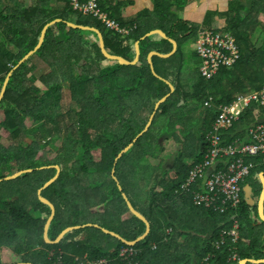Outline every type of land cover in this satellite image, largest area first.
<instances>
[{
  "label": "trees",
  "instance_id": "trees-1",
  "mask_svg": "<svg viewBox=\"0 0 264 264\" xmlns=\"http://www.w3.org/2000/svg\"><path fill=\"white\" fill-rule=\"evenodd\" d=\"M10 1L14 11L3 16L0 32L19 51L12 54L0 44V93L7 75L36 47L43 28L55 19V13L62 23L48 29L42 48L14 72L0 103V252L12 249L13 261L21 264H55L50 256L57 252L62 253L64 264H77V259L85 256H89L88 263L100 264L102 259H116L119 250L126 247L95 228L69 233L57 245L46 244L44 227L51 212L39 202L37 192L55 177L56 171L40 169L58 166V180L42 192V197L56 209L48 232L51 241L68 228L88 224L116 233L128 242L137 241L147 227L130 214L123 193L152 226L150 236L136 246L141 254L133 264H202L209 255L213 256L210 264H239L228 262L231 245L214 250L221 233L230 228L234 210L227 207L223 214L215 213L193 202L204 182L211 180L212 174L223 172L221 167L226 160L217 161L189 180L194 170L205 164V156L211 150L207 138L222 113L218 106L230 104L236 95L264 88V36L261 43L251 45L245 33L258 26L264 3L252 22L240 18L235 11L243 10L234 7L225 15L212 12L205 16V24L224 17L226 30L239 46L236 64L228 70L220 69L209 81L200 78V60L193 62L196 69L184 71L181 41L192 36L196 28L180 22L165 0H154V10L140 14L135 22L119 21L120 27L128 31L123 36L107 32L103 24L88 15L77 16L72 24L97 29L102 33L106 51L129 62L135 58L134 44L151 29L163 31L178 44L172 58L153 59L155 73L170 82L175 92L156 112L148 131L133 143L148 125L155 105L170 93L168 86L152 75L147 55L152 51L167 55L172 52V45L162 39L146 38L140 42L137 66L121 67L111 62L103 66L106 59L96 34L65 24L73 13L70 9L55 12L50 0H31L28 8L16 3L19 0ZM179 8L182 9L178 5ZM41 63L51 71L40 78L43 88L30 81L33 69ZM73 64L76 67L69 75ZM60 75L68 76L67 80H61ZM62 83L70 91L67 106L61 105ZM209 96L214 107L205 109L203 104ZM27 121L32 126H27ZM258 121L264 122V109L254 104L223 136L221 146L248 144L250 138L244 131ZM167 141H173L181 151L164 166L160 155ZM57 143L60 146L56 156L49 160L47 149ZM131 144V149L116 162ZM236 157L251 165L250 177L243 187L255 184L256 196H260L259 175L264 174L260 159L238 154ZM24 170L34 171L9 183L2 180ZM113 170L122 193L112 178ZM204 191L209 193L205 186ZM94 205H100L101 214L90 221L84 215ZM239 215L241 236L246 241L237 246L240 260H263L264 223L257 224L256 208H249L244 201ZM170 230L172 233L168 234ZM82 236L85 239L79 240Z\"/></svg>",
  "mask_w": 264,
  "mask_h": 264
},
{
  "label": "built area",
  "instance_id": "built-area-1",
  "mask_svg": "<svg viewBox=\"0 0 264 264\" xmlns=\"http://www.w3.org/2000/svg\"><path fill=\"white\" fill-rule=\"evenodd\" d=\"M74 11L84 15L97 17L103 25L112 32L121 36L127 35L128 31L122 29L116 22L110 21L107 15L98 10L97 0H72ZM197 53L202 60L200 67V75L206 80H210L219 68L230 67L238 60V51L233 41L224 36L223 39L218 34L209 32H201L197 47ZM250 104H256L264 109V90L259 93H252L247 96L237 98L235 105L220 108L222 113L219 119L211 127L208 135V141L211 144V150L205 156V164L196 168L191 182L197 174L204 169L213 167L219 160H226L222 163L223 172H216L211 175V180L204 182L203 192L194 196L197 206H203L215 213L223 214L227 207L237 210L241 204V187L240 184L250 174L251 165L245 163L243 159L237 158L236 155L242 157H258L260 165L264 167V123H257L248 128L246 136L250 139L248 144H241L232 147L221 146V134L230 130L235 122L238 121V112H234L235 106L239 112L244 110ZM204 106H208L205 103ZM204 186L209 193H205ZM234 227L230 232L223 231L221 233V241L216 244V249L225 245L226 238L231 239L233 244L238 243L239 233L238 224L233 217ZM139 252L134 249H124L120 254V259L124 262H132ZM238 257L233 253L229 261H235ZM207 258L204 262H208ZM84 264V263H81Z\"/></svg>",
  "mask_w": 264,
  "mask_h": 264
},
{
  "label": "water",
  "instance_id": "water-1",
  "mask_svg": "<svg viewBox=\"0 0 264 264\" xmlns=\"http://www.w3.org/2000/svg\"><path fill=\"white\" fill-rule=\"evenodd\" d=\"M60 21H55L53 23H51L50 25L46 26L44 28V30L42 31L41 33V37H40V40H39V43L37 45V47L32 51L30 52L25 58H23V60H21L19 62V64L8 74L5 82H4V85H3V88L1 90V93H0V103L2 102L3 98H4V95H5V92H6V88L8 86V83L10 81V78L12 77L13 73L21 66L23 65L31 56H33L39 49L40 47L42 46L43 42H44V38H45V34H46V31L47 29L50 27V26H53L54 24L56 23H59ZM68 26L70 28H73V29H76V30H80V31H87V32H91V33H94L96 34L97 38H98V45H99V49H100V52L101 54L103 55V57L111 62V63H117L119 66L121 67H135L139 64L140 62V57H141V52H140V42L145 40L146 38H151V37H155V36H158L159 38L163 39V40H166L168 41L171 45H172V52L168 55H162L158 52H151L148 56H147V64L149 65L150 67V70H151V73L152 75L164 82L169 90H170V93L165 96L162 100H160L156 105H155V108H154V113L152 114L150 120H149V123L148 125L146 126L145 130L133 141V143H135L139 138H141L147 131L148 129L151 127V124H152V121L154 119V116L156 114V112L159 110V108L161 107V105H163L175 92V88L174 86L168 82V81H165L163 80L162 78H160L156 73H155V70H154V66H153V59L154 58H159V59H162V60H165V59H168L170 57H172L173 55L176 54L177 52V49H178V45L177 43L174 41V40H171L169 39L162 31H153L151 32L150 34L146 35L144 38H142L139 42H137L135 45H134V51H135V58L132 62H129L121 57H117V56H113V55H110L107 51H106V48H105V43H104V39H103V36L102 34L95 28H90V27H82V26H76V25H73V24H68ZM132 147V144L130 146H128L127 148H125V150H123L119 155L118 157L116 158V162L122 158V156L131 149ZM46 169H54L56 171V175L53 179H51L50 181H48L44 186L43 188H41L38 192H37V196H38V200L40 203H42L43 205L47 206L50 211H51V216L50 218L48 219L45 227H44V235H43V238L46 242V244L48 245H57L61 242V240L69 233H72L74 231H77V230H80L81 227H73V228H68L66 230H64L58 237L55 241H50L49 238H48V232H49V229H50V225L54 219V216H55V208L54 206L52 205V203H50L48 200H46L45 198L42 197V192L44 190H46L48 187H50L52 184H54L59 176H60V168L58 166H55V167H48V168H42L40 170H46ZM33 170H28V171H22V172H19L17 174H15L14 176L12 177H9V178H6L4 179V181L6 182H9V181H13V180H16L17 178H19L20 176H23V175H26V174H30L32 173ZM112 178L114 180V182L116 183L117 185V188L119 190V192L122 193V189L120 187V184L118 182V180L116 179L115 177V170L112 171ZM259 180H260V183H261V186H262V192H261V195H260V199H259V202H258V207H257V211H258V216H259V220L260 222H263L264 223V174H260L259 175ZM1 182V181H0ZM244 200L246 202V204L249 206V207H252L255 205V201L252 199V188L247 185L245 186L244 190ZM122 198L127 206V209L129 210V212L136 218L138 219L140 222H143L146 227H147V231L145 233L144 236H142L141 238H139L137 241L135 242H128L126 240H124L121 236L115 234V233H112V232H109L105 229H102L100 228L99 226H87V227H93V228H96L98 230H101V232L105 235H108V236H112L113 238H116L118 239L119 241H121L123 244L127 245V246H130V247H135L137 246L138 244H140L141 242L145 241L151 234L152 232V227H151V224L150 222L148 221V219H146L144 216H142L139 212H137L132 204L130 203V201L128 200V198L126 197V195H124L122 193ZM239 264H264V260H260V261H255V260H243L241 261Z\"/></svg>",
  "mask_w": 264,
  "mask_h": 264
},
{
  "label": "crops",
  "instance_id": "crops-1",
  "mask_svg": "<svg viewBox=\"0 0 264 264\" xmlns=\"http://www.w3.org/2000/svg\"><path fill=\"white\" fill-rule=\"evenodd\" d=\"M56 1L57 0H50V3L54 6L55 12L57 11L60 13L61 11H65L67 8L70 9L74 14L72 13L68 15V21L66 20L67 21L66 23H74L78 19L77 16L80 15L73 10L72 6L69 5V0H59L57 3ZM23 2L25 6L29 5V0H24ZM97 3L101 12L107 15V18L110 21L116 22L119 26H121L120 24L121 22H125L128 24L135 22L137 20V17L140 16V14L144 12L150 13L151 11L154 10V0H98ZM263 3L264 0H255L254 3L252 4L254 9H251V3L246 2V0H165L164 2L165 5H169L172 7L171 11L176 12L180 22L188 23L196 28L194 29V34L192 36H190L187 40L181 41V44H185L186 41H191L193 39L194 47L190 51V55L192 54L193 56H196L195 54L196 44L201 29L213 30V29H221L226 26V19L224 17H220V18L216 17L212 19L209 23L205 24V16L208 13L216 12L219 13L220 15H225L228 9L234 7V9L243 10V11H235L240 14V18L245 17V19L251 21V20H255L257 11L259 10V7H261ZM178 5L182 7V9L179 8V10H177ZM109 15L111 16V18ZM55 17L57 18L56 13H55ZM99 22L100 24H103L102 21ZM257 22L259 23L258 25L261 24L259 19L257 20ZM183 27L185 28L184 25ZM131 28L133 29V27ZM104 29L107 32H112L111 30L107 29L105 26ZM153 31H161V30L151 29L149 30V33L147 32L146 35L150 34ZM116 35L121 36L119 34ZM154 38L156 40L160 39L158 36H155ZM152 52H156V51H152ZM200 65H201V60H200Z\"/></svg>",
  "mask_w": 264,
  "mask_h": 264
},
{
  "label": "clouds",
  "instance_id": "clouds-1",
  "mask_svg": "<svg viewBox=\"0 0 264 264\" xmlns=\"http://www.w3.org/2000/svg\"><path fill=\"white\" fill-rule=\"evenodd\" d=\"M24 0H19V1H16V3H18V4H22L21 6H23L24 8H28V7H30L31 6V0H29V5L28 6H25V4H24V2H23ZM98 1V0H97ZM5 2H8L7 4L5 3ZM5 5L6 4V8H4L3 7V9H2V11L0 12V26H3V16H6L7 14H10V11L11 10H13V8H12V4H11V1L10 0H0V6L1 5ZM69 5L70 6H72V0H69ZM97 5H98V3H97ZM73 7V6H72ZM5 10H6V12H5ZM74 10V9H73ZM98 10L101 12V10H100V8L98 7ZM14 11V10H13ZM75 12H77V11H75ZM78 14H81V13H79V12H77ZM88 16H90V17H92V18H94L95 20H97V21H101L100 19H98L97 17H93V16H91V15H88ZM55 19H53V21H51L50 23H48L46 26H48V25H50L51 23H53V22H55V21H60L59 23H62V20H58L56 17H54ZM56 24H58V23H56ZM67 26H68V24H72V23H65ZM55 25V24H54ZM53 25V26H54ZM74 25V24H73ZM260 25H263L264 26V24H260ZM45 26V27H46ZM53 26H50L49 28H51V27H53ZM44 27V28H45ZM69 27V26H68ZM83 27V26H82ZM44 28H43V30H44ZM48 28V29H49ZM48 29H47V31H48ZM42 30V31H43ZM47 31H46V34H47ZM83 32H87V31H83ZM100 32V31H99ZM201 32H209V33H212V34H218V35H220L221 36V38L223 39V37L224 36H228L232 41H233V43H234V45H235V47L237 48V51H238V60H239V46H238V44L236 43V40L234 39V37L231 35V33L229 32V31H227L226 30V27H223V28H221V29H213V30H207V29H201L200 30V32H199V37H200V33ZM1 33V32H0ZM3 33V32H2ZM42 33V32H41ZM164 33V32H163ZM245 33H247V32H245ZM46 34H45V38H46ZM165 34V33H164ZM11 37H12V35L11 34H9ZM166 35V34H165ZM3 36H4V34H3ZM167 36V35H166ZM248 33H247V38H248ZM5 37V36H4ZM40 37H41V35H40ZM45 38H44V42H45ZM104 39V38H103ZM161 39V38H160ZM170 39V38H169ZM5 40L7 41V38L5 37ZM39 40H40V38H39ZM163 40V39H162ZM172 40V39H171ZM15 41V40H14ZM166 41V40H165ZM8 42V41H7ZM44 42H43V44H44ZM176 42V41H175ZM198 42H199V38H198V40H197V44H196V50H195V54H196V56L199 58V60H201L200 59V57H199V55H198V53H197V47H198ZM11 43V42H10ZM38 43H39V41H38ZM38 43H37V45H38ZM177 43V42H176ZM12 44V43H11ZM43 44H42V46H43ZM12 45H14V44H12ZM37 45H36V47H37ZM178 45V44H177ZM15 46V45H14ZM42 46L40 47V49L42 48ZM35 47V48H36ZM139 47H140V45H139ZM34 48V49H35ZM33 49V50H34ZM39 49V50H40ZM173 49V48H172ZM19 50V49H18ZM32 50V51H33ZM38 50V51H39ZM178 50V49H177ZM31 51V52H32ZM37 51V52H38ZM36 52V53H37ZM141 52V51H140ZM30 53V52H29ZM28 53V54H29ZM36 53L34 54V55H36ZM177 53V52H176ZM27 54V55H28ZM170 54V53H169ZM26 55V56H27ZM34 55L33 56H31L23 65H25L32 57H34ZM168 55V54H167ZM25 56V57H26ZM174 56V55H173ZM172 56V57H173ZM24 57V58H25ZM118 57V56H117ZM172 57H170V58H172ZM170 58H168V59H170ZM159 59V58H158ZM168 59H165V60H168ZM21 60H23V59H21ZM20 60V61H21ZM162 60V59H161ZM237 60V61H238ZM19 61V62H20ZM107 61V60H106ZM236 61V62H237ZM19 62H18V64H19ZM109 62V61H108ZM147 62V61H146ZM236 62L232 65V66H230V67H221V68H219V70L217 71V73L215 74V76H213L210 80H212L214 77H216L217 76V74L219 73V71H220V69H226V70H228V69H231L235 64H236ZM17 64V65H18ZM107 64V63H106ZM201 64H202V60H201ZM23 65H21V66H23ZM20 66V67H21ZM39 66V65H38ZM19 67V68H20ZM200 67H201V65H200ZM15 68V67H14ZM13 68V69H14ZM18 68V69H19ZM37 68V67H36ZM12 69V70H13ZM17 69V70H18ZM11 70V71H12ZM16 70V71H17ZM15 71V72H16ZM14 74V73H13ZM199 74H200V69H199ZM8 76V75H7ZM13 76V75H12ZM7 78V77H6ZM161 78V77H160ZM200 78L201 79H203V80H205V81H209V80H206V79H204V78H202L201 77V75H200ZM11 79V78H10ZM6 80V79H5ZM5 82V81H4ZM10 82V81H9ZM9 84V83H8ZM264 90V88L262 89V91ZM259 92H261V91H258V92H249V93H246V94H241V95H239V96H237L236 95V97L232 100V102L230 103V104H228V105H221V106H218L219 107V109L220 108H222V107H226V106H231L232 104H234L235 105V103H236V100H237V98H239V97H242V96H247V95H250V94H252V93H259ZM205 103H208V106H204V104ZM204 104H203V107L205 108V109H210L211 108V106L212 107H214V105H213V98L212 97H208L207 98V100L204 102ZM252 105H254V104H250L249 106H247L244 110H242V111H240L239 112V110H238V107L237 106H235V110H234V112H238L239 113V116H238V120H239V118L242 116V114L245 112V110H247V109H249ZM257 123H264L263 121H258V122H256V123H251L248 127H247V129H246V131H244V133L246 134V132H247V130H248V128L249 127H251V126H253V125H255V124H257ZM144 131V130H143ZM229 131L230 130H228L227 132H225V133H223V134H221V143H223V136L225 135V134H227V133H229ZM24 171H28V170H24ZM34 171V170H33ZM20 172H22V171H20ZM19 173V172H18ZM250 173V172H249ZM251 174V173H250ZM250 174L248 175V177H246L245 178V180L240 184V187H241V204H240V206H239V208L237 209V210H234V215L231 217V219L229 220V225H230V228H228V230H226V232H230L231 230H233V227H234V220H233V217L235 216V221H237V224H238V233H239V241H238V243H236V244H233L232 242H231V239L229 240V239H227L226 238V243H225V245H223V246H221L220 247V249L219 250H217L216 249V244L217 243H219V242H217V243H215L214 244V250H216V251H221V249L222 248H224L225 246H227V244H229V245H231L232 246V250L230 251V255H229V257H228V262H241V260H240V258H239V255H238V247L237 246H239V244H241V243H246V241L244 240V239H242V236H241V226H240V219H239V209H240V207H241V205H242V203H243V201L245 202V200H244V192H243V190H244V188H245V186L243 187V184H244V182H246V180L250 177ZM9 177H12V176H9ZM9 177H6V178H9ZM21 177V176H20ZM6 178H4V179H6ZM4 179H2V180H4ZM260 181V180H259ZM247 186V185H246ZM250 186V185H249ZM251 187V186H250ZM252 188V187H251ZM203 192V189L200 191V193H202ZM262 192V191H261ZM261 195V194H260ZM254 193H253V188H252V199L255 201V199H254ZM194 198V197H193ZM259 199H260V196H259ZM47 200V199H46ZM50 202V201H49ZM193 202H194V204L196 205V203H195V198H194V200H193ZM258 202H259V200H258ZM51 203V202H50ZM245 204H246V202H245ZM53 205V204H52ZM247 205V204H246ZM54 206V205H53ZM197 206V205H196ZM248 206V205H247ZM127 207V206H126ZM197 207H203V206H197ZM249 207V206H248ZM253 207H255V205L254 206H252V207H249V208H253ZM257 207H258V205H257ZM257 207H255L256 208V210H257ZM55 208V207H54ZM134 208V207H133ZM129 211V210H128ZM51 212V211H50ZM214 212V211H213ZM257 213H258V211H257ZM131 214V213H130ZM55 215H56V209H55ZM132 215V214H131ZM50 216H51V214H50ZM55 217V216H54ZM50 218V217H49ZM54 220V219H53ZM138 220V219H137ZM53 222V221H52ZM230 223H232V224H230ZM263 222H260V220L257 222V224L258 225H261ZM151 224V223H150ZM89 225H91V226H95V225H92V224H88V225H85V226H83V227H81V229H85V228H93V227H87V226H89ZM51 226V225H50ZM96 226H98V225H96ZM152 227V226H151ZM80 229V230H81ZM96 229V228H95ZM50 230V229H49ZM78 231V230H77ZM110 232V231H109ZM113 233V232H112ZM170 233H172V230H170V231H168V234H170ZM116 234V233H115ZM118 235V234H117ZM120 236V235H119ZM112 237V236H111ZM49 238V237H48ZM123 238V237H122ZM116 239V238H115ZM124 239V238H123ZM50 240V239H49ZM118 240V239H117ZM125 240V239H124ZM51 241V240H50ZM119 241V240H118ZM220 241H221V238H220ZM53 242V241H52ZM121 242V241H120ZM125 245V244H124ZM52 246V245H51ZM124 249H134V250H136L137 252H139V254H141V251L140 250H138L137 248H136V246L135 247H130V246H127L126 245V247H123V248H121L120 250H119V253H118V257L116 258V259H113V258H110V259H102L101 261H100V264H110L111 262H114V261H120V262H124V261H122L121 259H120V254H121V252L124 250ZM157 249V246H154V250H156ZM233 253H235L236 255H237V257H238V259L237 260H235V261H229V259H230V257H231V255L233 254ZM139 254H138V256H139ZM137 256V257H138ZM137 257H135L133 260H132V262H124V263H127V264H133V262H135V260L137 259ZM207 258H209V261L208 262H204ZM207 258H205L203 261H202V264H210V261H211V259H213V256H208ZM87 259H89V256H85L83 259L82 258H78L77 259V264H81V263H84V264H90V263H88L87 262ZM50 260H52V261H54L55 262V264H64L63 262H64V257L62 256V253H60V252H58V253H54V254H52L51 256H50ZM86 260V261H85ZM264 260V259H263ZM243 261V260H242ZM260 261V260H259ZM18 264H21V263H18ZM28 264H30V263H28Z\"/></svg>",
  "mask_w": 264,
  "mask_h": 264
},
{
  "label": "rangeland",
  "instance_id": "rangeland-1",
  "mask_svg": "<svg viewBox=\"0 0 264 264\" xmlns=\"http://www.w3.org/2000/svg\"><path fill=\"white\" fill-rule=\"evenodd\" d=\"M255 0H246V2L251 3V9H254V7L252 6V4L254 3ZM6 4L8 2H5ZM32 3V2H30ZM6 4L5 5H1L0 6V12L2 11L3 7L6 8ZM244 6V5H242ZM6 12V10H5ZM259 21L264 24V12L262 13V16L258 17ZM248 33V42L249 44H255L256 43H261L262 42V38L264 36V26L263 25H258L255 28H249L247 31ZM0 44H2L5 48V50L9 51L12 54H17L18 53V48L14 45H12L11 43L7 42L5 40V37L3 36V33H0ZM183 48V67H184V71L188 72V70H192V69H196L195 64H193V62H195V57L191 54L190 55V51L192 50V48L194 47V41L193 39L191 41H186L185 44H182ZM147 48L144 47V53H146ZM196 60H198L196 58ZM35 62V61H34ZM106 63H109L107 61H105V63L103 62V66H106ZM35 64V63H34ZM75 64L72 65V67H70V72L69 75H71V73L74 72V68H75ZM156 69L160 70V65L156 64ZM51 73L50 69L48 68V66L44 63H41L39 66L37 65V68L33 69L31 77H30V81L32 82L33 85H37L40 86L41 82H40V78H42L43 76H47ZM78 73H74V77H77ZM68 76H63L60 75V79L61 80H67ZM62 106H67L70 103V91L68 88L67 84L62 83ZM41 88H43L42 84H41ZM182 104V103H181ZM202 109H200L201 112ZM0 115H3V113ZM28 122V121H27ZM27 126H32L31 122L27 123ZM197 135V134H196ZM244 135V134H242ZM60 146V144H55L52 145L51 147H49L47 150V155L49 160H53L56 156V153L58 151V147ZM163 148L165 149V151L160 155L161 158H163L165 160L164 166H168V163L171 160H173L177 154L180 153L181 151V147L178 146L177 144H175L173 141H167L164 142L163 144ZM158 153H156L157 155ZM171 156H173V158H171ZM151 160V159H150ZM101 205V204H100ZM100 205H94L92 207L91 210H89V212H87L84 216L85 218H88L90 221L94 220V218L97 217V215L101 214V212L99 211V207ZM84 236H82L81 238H79V240H84ZM13 250L9 249V250H4L2 252H0V262H2L1 264H17L18 262L13 261Z\"/></svg>",
  "mask_w": 264,
  "mask_h": 264
},
{
  "label": "flooded vegetation",
  "instance_id": "flooded-vegetation-1",
  "mask_svg": "<svg viewBox=\"0 0 264 264\" xmlns=\"http://www.w3.org/2000/svg\"><path fill=\"white\" fill-rule=\"evenodd\" d=\"M260 182V181H259ZM261 184V183H260ZM252 187H253V193H254V199H255V207H257V205H258V200H259V196L257 197L256 196V193H257V188H256V186H255V184H252ZM255 207H253V208H255Z\"/></svg>",
  "mask_w": 264,
  "mask_h": 264
},
{
  "label": "bare ground",
  "instance_id": "bare-ground-1",
  "mask_svg": "<svg viewBox=\"0 0 264 264\" xmlns=\"http://www.w3.org/2000/svg\"><path fill=\"white\" fill-rule=\"evenodd\" d=\"M60 103V102H59ZM161 121V120H160ZM104 128V127H103ZM108 129V128H107ZM124 132V131H123ZM89 158V157H88ZM128 168V167H127ZM129 172V171H128ZM85 180V179H84ZM9 183V182H8ZM94 189V188H93ZM64 252V251H63ZM58 253V252H57Z\"/></svg>",
  "mask_w": 264,
  "mask_h": 264
}]
</instances>
